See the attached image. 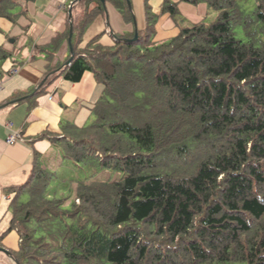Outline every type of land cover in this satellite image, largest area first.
<instances>
[{
	"label": "trees",
	"instance_id": "obj_1",
	"mask_svg": "<svg viewBox=\"0 0 264 264\" xmlns=\"http://www.w3.org/2000/svg\"><path fill=\"white\" fill-rule=\"evenodd\" d=\"M32 1L0 0V18L15 22ZM245 1L160 0L153 10L143 0V29L81 49L107 5L132 24L131 2L69 0L67 30L33 51L54 57L71 25L72 60L27 94L93 73L103 90L92 121L48 139L58 167L95 163L121 177L67 192L66 174L33 153L27 179L7 190L17 264H264V0L250 10ZM181 3L217 16L183 25ZM164 15L178 33L155 41ZM16 52L0 46V78Z\"/></svg>",
	"mask_w": 264,
	"mask_h": 264
},
{
	"label": "crops",
	"instance_id": "obj_2",
	"mask_svg": "<svg viewBox=\"0 0 264 264\" xmlns=\"http://www.w3.org/2000/svg\"><path fill=\"white\" fill-rule=\"evenodd\" d=\"M130 2L134 16L132 24L124 22L121 15L107 5L105 14L97 16L86 29L80 48H85L96 37L103 47H112L113 35L143 29V0ZM159 3L160 0H155V10ZM68 4L69 0H34L24 5L25 14L15 22L0 18V46L8 51L17 50L11 59L3 63L4 75L0 78V195L3 194L8 204L10 193L7 190L27 179L33 153L44 157L53 153L48 137L61 134L62 125H86L92 116L91 109L103 90L94 74L85 72L76 83L59 77L44 93L29 99L34 93L28 95L27 92L41 85L45 72L65 66L70 58L67 41L49 59L40 53L35 55L33 51L34 46L44 47L57 33L67 30ZM155 30V41L174 37L178 33L167 15L158 20ZM16 63L19 67H14ZM26 97L28 99L20 101ZM11 134H18V138L8 145L6 138ZM5 209L0 203V249H6L10 256L0 252V264H15L11 252L17 249L18 235L12 229L6 232L11 225L10 219H7L9 206L7 211Z\"/></svg>",
	"mask_w": 264,
	"mask_h": 264
},
{
	"label": "rangeland",
	"instance_id": "obj_3",
	"mask_svg": "<svg viewBox=\"0 0 264 264\" xmlns=\"http://www.w3.org/2000/svg\"><path fill=\"white\" fill-rule=\"evenodd\" d=\"M155 0H151V4L154 5ZM245 5H249L250 8H253L255 6L254 0H246L244 3ZM204 3H200L196 6L192 4H187V3H181L179 4V13H180V18L183 20V25L184 24H190V23H197L199 21L204 20L206 23L212 22L216 18V12L213 11L212 9L205 8ZM154 10V8H153ZM206 13V14H205ZM239 37L240 35L237 34ZM92 117L90 120L87 122L89 124L92 121ZM55 150V153H51L47 156L46 159H44V165L46 167H49L50 170L56 169L58 167V162H57V156H59V152ZM65 170V171H64ZM56 173V178H59L60 176L66 174V177L64 179V182L62 183L63 185V190L69 192L73 190L72 185L76 184L78 181L80 182H85V181H96V182H106V181H116L120 179V175L115 172V171H109V170H103L100 169L96 166L95 163H88L86 165H76L75 163L71 162H64L62 167H58L57 170L55 171ZM72 181V182H71ZM57 182V180H56ZM71 182V183H69ZM55 184V182H54ZM68 189V190H67ZM72 194V192H71ZM10 198L13 197V195L10 194ZM0 203L4 208L7 209L9 206L8 200L3 199V194L0 195ZM5 209V210H6ZM7 211V210H6ZM7 219L9 218V222L11 221V215L8 211L7 213ZM6 222V220H5ZM4 223V221H3ZM10 228L6 230V232L9 231ZM16 232V231H14ZM16 246L15 242H13V248ZM15 249V248H14Z\"/></svg>",
	"mask_w": 264,
	"mask_h": 264
},
{
	"label": "water",
	"instance_id": "obj_4",
	"mask_svg": "<svg viewBox=\"0 0 264 264\" xmlns=\"http://www.w3.org/2000/svg\"><path fill=\"white\" fill-rule=\"evenodd\" d=\"M127 4H128V7L130 8V3L127 2ZM68 18H69V19L71 18V10H70V8H69V10H68ZM71 35H72V28H71V25H70V26H69V39H68V42H70ZM114 36H115V35H113V38H115ZM136 39H137V34L134 35L133 40H136ZM70 53H71V57H70L69 60L67 61L66 65H69L70 62H71V60H72V50H71V49H70ZM38 88H39V87H38ZM38 88H37V89H38ZM0 252L3 253V254H5L6 256H7V255L10 256V253H9L6 249L1 248V249H0ZM15 264H17V263L15 262Z\"/></svg>",
	"mask_w": 264,
	"mask_h": 264
},
{
	"label": "built area",
	"instance_id": "obj_5",
	"mask_svg": "<svg viewBox=\"0 0 264 264\" xmlns=\"http://www.w3.org/2000/svg\"><path fill=\"white\" fill-rule=\"evenodd\" d=\"M17 138H18V134H11V135L7 136L6 143L8 145L13 144L16 142Z\"/></svg>",
	"mask_w": 264,
	"mask_h": 264
}]
</instances>
